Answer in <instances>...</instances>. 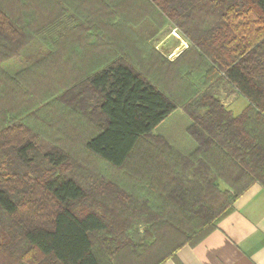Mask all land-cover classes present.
Wrapping results in <instances>:
<instances>
[{"label": "trees", "instance_id": "16d2710c", "mask_svg": "<svg viewBox=\"0 0 264 264\" xmlns=\"http://www.w3.org/2000/svg\"><path fill=\"white\" fill-rule=\"evenodd\" d=\"M148 1L152 4L149 11L161 13L172 22L188 45L177 64L183 66V71L203 72L202 82L198 86L196 82L191 84L189 92L180 90L182 101L177 102L147 81L143 71L148 70H143L146 67L139 60L143 74L133 64L121 60L92 76L71 80L75 84L61 100L71 104L81 100L82 94L92 93L95 113L104 123L84 143L85 149L116 173L122 172L118 178L121 186L115 184L111 193L118 200L113 205L117 215L108 218L93 210L75 213L73 204L85 199L86 191L75 179L60 172L64 156L47 153L44 157L51 168L46 176L40 177V197L51 199V206L44 199L35 198V193L18 197L16 188L6 186L0 176V227L11 231L13 248L18 251L12 249V253L0 246V264H164L176 251L196 246L215 230L216 220L251 183L257 181L264 187V0ZM30 3L31 0H0V98L4 100L17 97L15 92L22 93L24 82L18 78L26 80L34 71L28 68L10 76L1 65L20 56L32 33L43 35L44 41L51 45L58 44L62 37L57 30L58 22L62 21L59 15L52 18L54 25L50 29L25 28L31 27L28 8L24 9ZM61 49L55 46L57 55ZM89 49L93 52L87 50V54H100L97 47ZM48 55L51 57V52ZM33 61L45 64L47 55ZM35 68L38 72L45 70L46 65ZM54 81L59 80L51 78ZM224 85L248 102L238 117H233L220 102L218 90ZM9 104L2 108L3 123L11 121L10 118L18 119V114H10ZM178 108H183L193 120L187 133L197 147L188 157L179 155L164 139L152 135ZM198 110L204 113L195 115ZM5 126L0 141H6L9 134L8 147H12L19 139L20 144L13 146L19 161L15 167L27 171L28 155L33 150L30 132L10 134ZM141 151H157L161 155L151 159L150 165ZM168 154H176L177 159L167 157ZM196 160L197 169L213 173V181L220 179L231 188V193L216 190L223 198L217 206L204 205L201 194L192 199L191 203L196 202L190 206L186 184H182L175 201L165 199L157 208L126 205L125 173L132 162L137 168L134 178L143 183L160 181L164 172L171 177L173 167L180 168L184 177ZM235 173L240 178L243 175L244 181L227 179ZM210 181L217 188V183ZM202 190L208 191L197 189ZM143 214L149 217L144 218ZM121 215L125 217L120 219ZM140 223L144 226L142 230L136 227ZM17 240L24 245L22 248ZM11 257L16 258L12 261Z\"/></svg>", "mask_w": 264, "mask_h": 264}, {"label": "rangeland", "instance_id": "374dc122", "mask_svg": "<svg viewBox=\"0 0 264 264\" xmlns=\"http://www.w3.org/2000/svg\"><path fill=\"white\" fill-rule=\"evenodd\" d=\"M80 2L83 3V7L71 13L64 11L59 16L61 22H65L61 27H67L62 30L61 27L57 29L58 32H62L61 39L57 40L58 44L46 43L43 35L32 33L26 47L20 51L21 61L16 66L19 65L21 70L18 69L15 76L28 68L34 73L29 77L26 76V80L18 78L24 84L22 93L15 92L17 97L12 96L10 99L6 95L9 100L0 98V133L5 125L7 126L4 128L10 134L21 135L30 132V144L33 147L28 155L30 169L26 171L23 170L24 167L22 169L15 167L19 161L13 146L20 144V141L17 139L12 147H8L10 146V135L7 134L6 141L5 139L0 141V176L6 186L16 188L18 197L35 193L33 195L35 198H42L48 206H51V199L40 197V177L46 176L51 168L44 155L47 153L62 155L65 162L60 172L75 179L86 191L85 199L73 204V211L84 214L93 210L109 218L117 215L113 211V205H116L118 200H115L111 193L113 186L119 184L118 178L122 172L117 174L112 172L108 164L85 149L84 143L95 135L104 123L95 113L96 102L92 93L88 92L84 96L82 94V101L76 100L78 103L68 104L66 100L65 104L63 99L61 100L66 90L75 84L71 80L89 77L102 68L121 62V60L130 65L133 64L141 71L139 60L146 67V69L143 67V70H148V72L142 70L146 74L147 81H151L157 89L169 97L173 96L177 102H181L180 90L184 89L189 92L190 85L195 82L198 86L202 82L203 72L191 69L183 71V66L177 64V60L188 45L180 37L172 22L167 21L161 13L152 14L149 11L148 6L152 4L148 0H81ZM33 3L36 2L33 1ZM32 12L37 13L34 9ZM33 17L37 23L45 27L48 21L57 16L54 13L46 14L43 11L41 15ZM42 20H45V23ZM59 26L57 24V27ZM55 46L62 47L61 51H58V56L73 55L81 58L82 54H87V50L93 52L89 47L99 48L100 54L96 53L95 59L87 63L83 61L60 63L54 61L57 58ZM49 52H51V57L48 55ZM44 54L47 55L45 64L40 63V65L33 61L34 58ZM43 65H46V69L36 72L35 67ZM81 68L85 69L80 76L77 69ZM51 78L59 81L51 82ZM223 89H226V86L218 90V96ZM4 92H8V88ZM240 102L245 103L242 99ZM7 103H11L9 104L12 109L10 114H18V119L10 118L11 121L3 123L2 108L6 109ZM177 110L186 114L183 108ZM196 114H202L201 110L195 112ZM191 122L193 124L192 118ZM171 129H175V126ZM187 129L186 134H188ZM25 140L24 138V142ZM7 162H10L9 165H6ZM178 170L180 173L175 177L179 188L176 196L180 194L182 184H186L185 190L190 192L187 193L190 206L195 204L196 201L193 203L191 201L199 194L205 199L204 205L210 207L217 206L221 202L220 199L223 200L220 196H216L217 191H197L193 186L195 180L192 179L190 173H185L183 177L182 170L180 168ZM207 181H210L209 177L198 180V186L201 182L205 187ZM174 197L175 194L167 193L165 199L169 200ZM122 217L125 216L121 215L120 219ZM8 226L10 230H13L11 223ZM136 227L142 230L144 226L140 223ZM13 238L11 231L9 233L8 229L0 227V246H4V249L12 253L13 250L18 252L13 248ZM17 242L20 248L24 246L20 241L17 240ZM2 255L5 261V255ZM15 258L11 257L12 261Z\"/></svg>", "mask_w": 264, "mask_h": 264}, {"label": "crops", "instance_id": "0c3cea01", "mask_svg": "<svg viewBox=\"0 0 264 264\" xmlns=\"http://www.w3.org/2000/svg\"><path fill=\"white\" fill-rule=\"evenodd\" d=\"M35 1L36 3H33ZM81 0H31L27 13L31 16V27H25L33 30L50 29L53 27L52 19L46 23V26H42L37 23L33 16L41 15L44 11L46 14H55L60 16L67 11L78 9L83 7ZM29 8L31 10L29 11ZM36 10V14L32 10ZM23 10V9H22ZM43 10V11H42ZM45 23V20H42ZM65 22H58L61 27ZM67 27V26H64ZM61 27V30L64 29ZM96 53L82 54V57L69 55V56H56V60L60 63H72L75 61L90 62L91 59H95ZM21 61V56L5 62L1 65L2 70L10 76L16 74V71L21 67L18 62ZM19 67V68H18ZM85 68L77 69V73H84ZM10 70V71H9ZM92 76V75H91ZM226 89L221 91L219 96L222 106L229 111L233 117L240 116L247 108L248 102L233 88L227 85ZM244 100L245 103L240 102ZM203 114L204 111L201 110ZM192 124L191 118L187 114L176 110L170 114L162 123H160L153 131L154 137H160L164 139L173 150L181 156L188 157L196 149L194 141L185 133L188 126ZM175 126V129H171ZM184 131V134L182 135ZM150 141V140H149ZM149 147V146H147ZM146 152V153H145ZM148 153V155H147ZM142 157L146 158L151 165L153 161L160 157L161 152L157 151H141ZM147 155V156H146ZM167 157L177 159L176 154H168ZM104 162L103 160H101ZM105 163V162H104ZM198 161L192 162L190 165L189 173L194 179L193 186L196 189L206 188L211 191L218 192H230V187L225 185L224 181L217 179V182L213 181L215 178L213 173L204 172L201 169H197ZM112 172H116L114 168ZM173 175L165 174L160 178V181H143L137 182L134 178L137 168L135 162L128 166L125 173V193H126V205L131 208H157L165 200L167 193L175 194L174 201L178 188L176 182V175L180 173L176 167L172 170ZM96 174V173H95ZM117 174V173H116ZM238 173L228 176V180H241L244 181V176L238 177ZM157 177V174L154 178ZM209 177L212 183H217V188L211 186V181L203 183L198 180ZM152 178V179H154ZM157 178V179H159ZM174 179V181H172ZM210 182V183H209ZM239 184V183H237ZM243 184V182L241 183ZM121 186V183L118 184ZM240 187V186H239ZM236 187V188H239ZM219 196L218 194L216 195ZM220 198H222L220 196ZM219 199V198H218ZM222 202V200L220 199ZM144 218H148L147 214H143ZM164 264H264V187L257 181L251 183L235 200L230 204L228 211L220 218L216 220V227L209 235H207L200 243L194 247L185 246L176 251L172 258H169Z\"/></svg>", "mask_w": 264, "mask_h": 264}]
</instances>
